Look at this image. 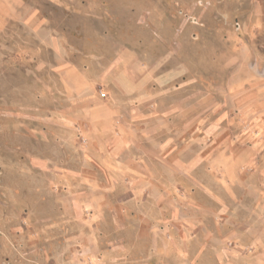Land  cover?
<instances>
[{"label": "rangeland", "instance_id": "rangeland-1", "mask_svg": "<svg viewBox=\"0 0 264 264\" xmlns=\"http://www.w3.org/2000/svg\"><path fill=\"white\" fill-rule=\"evenodd\" d=\"M207 9L0 1V264H256L241 238L264 236V28ZM125 65L136 93L116 104ZM92 96L136 107L117 123L126 156L157 161L151 189L96 168Z\"/></svg>", "mask_w": 264, "mask_h": 264}, {"label": "crops", "instance_id": "crops-1", "mask_svg": "<svg viewBox=\"0 0 264 264\" xmlns=\"http://www.w3.org/2000/svg\"><path fill=\"white\" fill-rule=\"evenodd\" d=\"M2 1V0H0ZM208 2L207 16L215 19H234L237 26V30H242V33H248L253 29V32L259 34L260 29L264 28V0H206ZM206 14H202L205 17ZM206 16V18H208ZM181 18H184L183 14ZM111 79V86L117 97H114V101L117 104L119 99L133 98L136 92H134L133 78L130 69L125 65L120 71H116L112 75V71L108 74ZM197 98V95L194 96ZM147 97H143L146 99ZM91 103L96 102L97 106L93 110L87 112L88 116V130L87 135L91 141L96 143L97 141L106 153H102L100 156V162L96 168L102 174H111L114 177L132 178L135 182L137 190L141 186H147L157 178L156 171L154 170L153 156L149 155L144 160L136 161L132 160L130 156H126V145L128 136L126 133L127 123L124 119H121L119 124L117 123L120 117L124 116H136L138 112L136 107H132L133 110L127 111V113L121 112L116 107L105 106L108 103L107 100H100L99 98L92 96L88 98ZM135 110V112H133ZM119 112L120 115L117 114ZM151 115H156V111L149 110ZM139 114V113H138ZM154 118H150V121H154ZM115 130L117 134H115ZM97 144V145H98ZM161 146V143H158ZM163 146V145H162ZM140 151V150H139ZM159 163V162H158ZM110 175V176H111ZM109 176V175H106ZM147 181V182H145ZM142 206V205H140ZM137 210V209H136ZM138 208V211H141ZM263 224V222H262ZM136 226H139L138 223ZM243 242L250 241L255 248H259V254L256 257V264H264V236L261 238H241Z\"/></svg>", "mask_w": 264, "mask_h": 264}]
</instances>
